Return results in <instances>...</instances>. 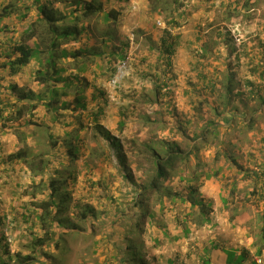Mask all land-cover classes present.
Segmentation results:
<instances>
[{
    "label": "rangeland",
    "instance_id": "1",
    "mask_svg": "<svg viewBox=\"0 0 264 264\" xmlns=\"http://www.w3.org/2000/svg\"><path fill=\"white\" fill-rule=\"evenodd\" d=\"M51 1L54 10L64 14L70 12L71 7L56 0ZM102 1L98 2L105 3L106 9L116 7L120 10L119 6L126 5L128 8L124 11V20L129 22V19L139 18V21L129 27L122 25L123 17L119 18L120 26H117L114 44L118 47L125 42L124 39L131 42L125 65H120L122 70L120 72L119 69L113 82L107 74L97 79L98 84H104L109 101L106 115L99 124L101 127L91 123L86 115L78 113L72 115L71 112H62V117L55 120L42 106L36 111H30L29 104L36 103V100L17 99L19 93L32 95L40 91L35 78L38 68L36 61L16 76H9L0 68V257L4 260L7 251L10 254L22 253L25 256L33 254L32 233L38 237L43 234L38 224L33 225L36 222L35 215L40 212L33 205L49 200L51 190L47 187V182L53 172L59 170L61 176L58 179L63 183L59 189L60 195L57 196L66 193L71 197V200L65 203V206H69V214L64 215V219L69 220V225L67 228H56L57 240H64L62 246L64 245L65 249L57 251L52 248L47 252L54 254L60 264H126L128 260L125 259L124 251L128 241L124 236L132 222L144 211L135 205V200L141 184H148L153 174V150L165 155L168 144L179 143L180 148L194 146L197 143L194 141L195 135L205 124V118L210 115L207 112L202 117L197 115L193 110V100L197 101V106L198 102L206 100L207 105L220 104L218 92L210 93L203 89L202 83H198L193 64H198L196 62L201 59L198 68L200 70L202 65L205 74H213L218 68L221 73L220 81H223L225 74L231 69L242 75L248 71L247 63L251 57L244 55L246 48H254L257 51L263 49L261 44L264 43V0H182L178 8L180 16H177L180 26L171 31L173 37L177 38L176 43L172 54L164 55L165 61L172 62L167 71L171 80L169 88L158 96L152 93L151 79L157 71L158 58L163 52L158 46H151L153 40L150 39L163 37L165 28L167 29L163 18L159 20L156 18L157 14L151 12L149 0H121L124 5L117 4V0ZM10 3H15L20 10L10 17L2 18L3 9ZM27 6L32 9L29 10L27 18L23 19L21 15L27 13ZM36 7L34 0H0L1 56L11 48L13 42H17L21 35H24V29L37 19ZM103 24L99 19L93 20L90 24L94 27L93 32L89 31L87 37L71 42L63 48L70 51L88 45L101 48V33L105 31ZM156 26L162 29H156ZM159 31H163L161 35ZM34 43L35 39L31 40L29 45L34 46ZM149 44L155 49L150 50ZM203 48L209 51L205 59L200 56ZM238 54L240 61L237 59ZM254 58L256 64H262L261 54ZM97 61L100 62V59ZM161 66L164 67V64ZM90 73L88 70L81 76L92 82L93 76ZM242 75L237 76L239 78ZM13 87L16 88L15 91ZM245 90V87H242L240 91ZM86 92L90 97L93 88L89 87ZM258 92L264 98V86ZM244 103L242 106L241 101L239 108L246 107L247 102ZM252 106L254 109L260 107L259 101L256 99ZM261 110L264 112V105ZM1 114L4 117H1ZM74 119L89 125L88 129L80 133V153L76 160L67 156L66 146V133L71 130L72 125H76ZM123 120L127 123L121 129L119 123ZM65 124L70 127L65 128ZM257 125H260L259 128L242 143V163L248 169H256L255 164L260 162L264 153L256 150L261 147L257 143L264 135V118L263 122L258 121ZM102 132L109 134L110 139L105 138ZM113 144H118L119 148L114 149ZM20 150L24 151L39 170L48 166L45 173L34 174L26 164L9 159V156ZM213 153V148L203 147L200 151L201 157L211 165ZM249 153L255 154L256 159L248 156ZM223 163L222 161L217 165L222 166ZM226 173L230 174L228 170ZM238 179V187L245 197V193L252 189V181L242 175H238ZM218 180L205 181L206 185L197 194L205 203H212L209 209L211 223L204 226L196 224L200 220L197 214L188 221L187 226L194 231L196 242L200 245H206L205 242L211 238L216 240L217 234L225 228L223 219L228 218L227 214L232 216L231 210L225 209V212L222 205V199L227 197V192L222 189ZM167 183L173 190L183 196L187 195L186 183L180 182L177 176ZM189 205L178 201V206L175 207L168 200L163 208L153 205L148 211L152 216L147 215L142 219L140 230L127 234L142 245L143 258L148 264H167V260L161 262L157 257L166 256L170 259L174 256L170 250V245L174 243L173 238L169 243L167 239L160 238L158 245H154V241L159 239L165 230L170 235L171 232L177 235V231L181 234L180 228H175V216L181 212H191ZM86 206H90L92 212H88L87 218L84 219L82 214ZM27 213L32 227L23 226L25 223L21 217ZM255 225L258 226V223ZM184 228L183 226L182 229L185 230ZM168 248L170 253H164ZM40 252L42 253V250ZM47 261L45 257L36 264H45Z\"/></svg>",
    "mask_w": 264,
    "mask_h": 264
},
{
    "label": "trees",
    "instance_id": "2",
    "mask_svg": "<svg viewBox=\"0 0 264 264\" xmlns=\"http://www.w3.org/2000/svg\"><path fill=\"white\" fill-rule=\"evenodd\" d=\"M41 1L34 0L37 6V19L24 29V35H21L17 42H13L4 56L0 54L2 59L0 68L5 70L9 76H16L25 67L36 61L38 68L35 71V78L40 91L32 95L19 93L17 99L19 101L36 100V103L31 102L29 104L30 111H36L38 107L42 106L48 114H52L55 120L62 117V112H71L72 115L78 113V115H86L90 118L91 123L101 127L99 124L106 115V107L109 101L106 97L107 92L104 84H98L97 79L99 76L107 74L113 82L119 69L120 72L122 70L119 67L125 63L131 45V42L127 39H124L125 42H122L118 47L114 44L116 42L117 26H120L119 18L122 19V13L116 7L106 9L102 3L96 0H56L60 4L71 7L70 12L64 14L51 7L53 1L48 4H41ZM181 1L149 0L151 12L162 17L167 25L163 38L170 42V44L162 45L163 54L158 58L157 71L151 79L152 93L158 96L169 88V81L171 80L167 71L172 62L165 61L164 55L172 54L171 51L176 43L177 38L173 37L171 31L180 26L177 16H180L178 8ZM119 3H122V1L117 0V4ZM25 9H27V13L21 15L23 19L27 18V14L32 7L27 6ZM19 10L20 8L15 3H10L3 9L1 17H10ZM98 19L105 26V31L101 33L103 35V46L101 48L89 47V45L75 51L63 48L71 42L87 37L88 32L94 30V27L90 24L93 20ZM34 39V46H30L29 42ZM149 49L153 50L155 48L150 47ZM208 55L209 51L203 48L200 53L201 58L205 59ZM262 56V64H256L254 59L250 60L247 64L248 71L244 75L231 69L230 72L228 71L225 74L223 81H220L221 73L218 70L213 74H205L202 71V65L199 70L198 66L201 59L196 62L198 64H193L198 83H202L204 85L203 89L210 93L218 92L220 104L209 103L207 105L208 101L206 100L205 102H198L197 106V101L193 100V110L197 115L202 117L206 112L210 115V117L205 118V124L199 133L195 135L194 141L197 143L194 146L190 148L189 145L180 148L179 143L175 145L168 144L165 155L158 154L153 150V174L148 184H141L137 190L138 195L135 200V205L141 209L143 208L144 211L132 222L128 231L126 230L127 234H134L140 230L142 219L147 215L152 216L151 213H148L150 207L159 205L163 208L166 200L172 202L175 207L178 206V201L182 204H190L191 212H181L175 216L176 226L181 228L184 226L185 233L189 232L188 221L195 214L200 217L196 224L200 226L210 224L209 209H211L212 203H205L204 200L198 198L197 194L205 185V181L219 179L222 189L227 192V197L222 199V205L224 209L231 210V221L242 209H254L256 211L255 222L258 223L256 228L260 229L257 234V239L259 238L257 244L260 249L258 253H261V250L264 249V153H262L260 162L255 164L256 169H248L242 163L244 158L242 143L249 139V135L259 128L260 125H257V122H263L264 118V112L261 110V106L264 105V98L258 92L264 86V54ZM97 59H100V62ZM67 61H69L68 64ZM162 64L166 68L162 67ZM88 70L91 71L90 74L93 76L92 82L87 77L81 76ZM238 74L242 76L238 78ZM190 84L193 83L190 82ZM89 87L93 88L90 97L86 92ZM242 87H245V92L240 91ZM15 89L13 87L14 91ZM196 91L198 92V90ZM256 99L259 101L260 107L254 109L252 103L256 102ZM241 101L242 106L245 101L247 106L239 108ZM19 114L21 115V111ZM1 117H4L3 114H1ZM74 120L76 125H72L71 130L66 133L68 136V140H66L67 156L72 160L79 157L78 142L80 141V133L89 127V125ZM126 123V120L121 121L119 127L123 129ZM64 127L69 128L70 125L65 124ZM102 134L105 138L110 139L109 134L103 132ZM50 141L53 142L52 137ZM257 144L261 147L256 150L264 152V135L261 136ZM115 145L117 146L115 147ZM113 147L114 149L119 148L118 144H113ZM203 147L214 149L212 165L205 162L204 158L201 157L200 151ZM248 156H253L256 159V155L253 153H249ZM9 159L26 164L34 174L42 175L48 167L44 166L39 170L38 166L22 150L9 156ZM222 161L224 162L223 165L218 166L217 164ZM227 170L230 174L226 173ZM238 175H242L243 178H250L253 184L252 189L245 193V197L242 196L243 191L238 187ZM60 176L61 172L55 170L52 176L49 177L47 182V187L51 190L49 200L33 205L35 209L40 211L38 214L33 213L36 214L34 217L36 222L33 225L38 224L43 234L38 237L35 233H32L31 239L34 241L32 256H25L22 253L10 254L7 251L5 260L0 257V264H36L45 257L48 260L45 264H60L54 254L47 252L48 249L52 250V248L57 251L65 249L63 248L64 245L62 246V243H65L64 240L61 238L57 240L56 228H67L69 225V220L64 219V215L69 214V206H65V203L70 201L71 197L67 196L66 193L60 197L57 196L60 193V187H62L61 183H63L58 179ZM175 176L178 177L180 182L186 183V196H183L177 190H173L171 185L167 183ZM84 211L82 217L85 219L88 212H92V208L86 206ZM182 214L186 216L184 217ZM28 215L29 213L21 217L25 223L23 226L32 227ZM127 234L124 236V239L128 241L124 251L125 259L128 260L126 264H148L143 258L142 245L132 240ZM38 249L42 250V253ZM135 256L136 259L133 258ZM39 258L42 260H39ZM41 264L43 263L41 262Z\"/></svg>",
    "mask_w": 264,
    "mask_h": 264
},
{
    "label": "crops",
    "instance_id": "3",
    "mask_svg": "<svg viewBox=\"0 0 264 264\" xmlns=\"http://www.w3.org/2000/svg\"><path fill=\"white\" fill-rule=\"evenodd\" d=\"M50 2L51 0L49 2L41 1L40 3L48 4ZM102 2H105V0ZM122 3L124 5V2ZM103 5H105V3H103ZM115 5L117 4L115 3ZM127 8L128 7L125 5V7H122L119 11L122 13L123 25L125 24L130 27L132 24H135L137 20L139 21V18H134L133 20L129 19V22H126L123 15ZM156 18L160 20L161 17L157 15ZM156 29L162 28L156 26ZM162 32H160V35ZM150 40H153V45L151 46H158L160 50L162 45L170 44L169 40L167 41L161 36L159 38L154 37ZM151 46H149V48ZM261 47L263 48L262 51H257L254 48H246L244 50V55L249 56V58L251 57L250 60H255L254 57H257L258 54H264V43L261 44ZM237 59L240 61V54L237 55ZM216 70L219 69L216 68L215 71ZM255 215L256 211L254 209H242L235 215V219L231 221V216L227 214L228 218L223 219L225 228L221 229L220 234H217L216 240H212L211 238L210 241H206V245H200L196 242V234L194 231H191L190 227L188 229L189 232L185 233L180 226H176V229H181H179L181 234L177 231V235L173 234V232H171L172 235H170L165 230L159 239H155L154 245H158V240H160V238L162 240L167 239L168 243L169 240L173 238L172 240L174 243L170 245L171 249H165L163 252L165 253L167 251L170 253V249L171 252L174 253V256L170 259L166 258V256L157 257V259L161 262L167 260V264H264V249L261 250L260 254L258 253L260 249L257 244L259 240V238L257 239V234L260 229L256 228ZM174 233H176V231Z\"/></svg>",
    "mask_w": 264,
    "mask_h": 264
},
{
    "label": "built area",
    "instance_id": "4",
    "mask_svg": "<svg viewBox=\"0 0 264 264\" xmlns=\"http://www.w3.org/2000/svg\"><path fill=\"white\" fill-rule=\"evenodd\" d=\"M159 24H160V26H162V23H161V22H160ZM128 60H129V58H128ZM124 65H125V63H124ZM259 262H260V261H259Z\"/></svg>",
    "mask_w": 264,
    "mask_h": 264
},
{
    "label": "clouds",
    "instance_id": "5",
    "mask_svg": "<svg viewBox=\"0 0 264 264\" xmlns=\"http://www.w3.org/2000/svg\"><path fill=\"white\" fill-rule=\"evenodd\" d=\"M159 22H161V21H159Z\"/></svg>",
    "mask_w": 264,
    "mask_h": 264
}]
</instances>
